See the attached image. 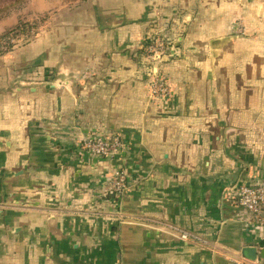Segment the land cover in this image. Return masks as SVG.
Wrapping results in <instances>:
<instances>
[{"label": "crops", "instance_id": "crops-1", "mask_svg": "<svg viewBox=\"0 0 264 264\" xmlns=\"http://www.w3.org/2000/svg\"><path fill=\"white\" fill-rule=\"evenodd\" d=\"M126 2L76 26L119 36L130 14L126 42H52L1 72L0 264H264V227L237 201L264 186V0ZM163 5L179 33L156 98L138 55ZM90 137L126 151L89 154Z\"/></svg>", "mask_w": 264, "mask_h": 264}, {"label": "rangeland", "instance_id": "rangeland-1", "mask_svg": "<svg viewBox=\"0 0 264 264\" xmlns=\"http://www.w3.org/2000/svg\"><path fill=\"white\" fill-rule=\"evenodd\" d=\"M126 4H128L126 0H0V83L3 80V73L1 72L23 71L22 69H26V63H30L34 55H45L46 48H50L52 42H126L123 34L125 29L123 30V28L127 27V24L124 25L126 18H128L129 22L131 21L132 15L130 14L126 16L124 21L121 20L115 24L122 27L123 38H119L122 34L117 36L114 32L109 31L100 33L95 31L94 28L81 32L76 30L78 23H84L89 27L94 26V18L91 14L96 11V8L101 10V12H110L117 9L116 6L118 5L121 7L120 11L125 12ZM82 7H86V15L78 20L74 11ZM161 7L157 12L159 16L149 22L146 27V36L145 38L143 36L140 42H151L152 40H149L150 35L160 34V36H166L170 42L177 43L178 37L176 33H179L178 31L172 29L171 35L166 34L159 17L160 14H162L161 16L168 14V8L165 5ZM106 21V19H103V22ZM152 24L155 26L152 27ZM104 25L107 26L106 23ZM178 30L182 31L181 27ZM232 32L233 36L237 38L238 30L234 29ZM56 48L60 49L61 47H54L53 49ZM139 50L140 54L138 56L147 61L145 70L151 73L153 71L151 62L157 60V58L163 64L168 62V57L164 56L166 54L165 46H159L158 48H144L141 46ZM148 55H150L151 62L146 59ZM159 55L160 57H158ZM149 66L151 67L150 69L148 68ZM32 67H28L27 70ZM162 69L164 70L163 65ZM159 70L158 74H152L151 76L150 91L153 92L156 87H166L169 98L171 95L169 83L164 86L162 81L157 82V78L162 79L163 71ZM31 71L43 73L44 77L45 65ZM37 76L35 74V78ZM38 77L41 78L42 76L39 75ZM156 98L165 97L159 96Z\"/></svg>", "mask_w": 264, "mask_h": 264}, {"label": "built area", "instance_id": "built-area-1", "mask_svg": "<svg viewBox=\"0 0 264 264\" xmlns=\"http://www.w3.org/2000/svg\"><path fill=\"white\" fill-rule=\"evenodd\" d=\"M152 27L155 25L152 24ZM165 39L161 38L160 34H152L149 36V40H152L151 43L147 46L145 45L144 48H158L159 46H165L166 54L164 56L168 57V51L172 46V42L166 37L163 36ZM164 41V42H161ZM150 42V41H147ZM160 50V49H158ZM161 51V50H160ZM150 55L146 57L150 62L152 61L149 58ZM160 57V55L158 56ZM153 65L152 73L148 71L150 74H158L160 72L163 63L157 60L151 62ZM151 68L150 66L148 67ZM163 85H166L165 79L157 78V82H161ZM154 92V93H153ZM153 94L156 96H165L168 94V91L165 88L156 87L153 90ZM83 151L103 157L108 158L111 160H115L119 156H121L126 151V144L122 142L121 139L116 138L114 140H107L104 138H96L90 137L86 141H83L82 144ZM112 187L116 196H122L125 194L126 190L129 188L128 186V178L124 171L116 173V175L112 178ZM238 204L243 207L249 214L250 220L252 223L263 226L264 227V186H247L243 185L239 188L238 195H237ZM175 230L181 234V236L185 239L191 237V235L182 232L181 230L175 228Z\"/></svg>", "mask_w": 264, "mask_h": 264}, {"label": "water", "instance_id": "water-1", "mask_svg": "<svg viewBox=\"0 0 264 264\" xmlns=\"http://www.w3.org/2000/svg\"><path fill=\"white\" fill-rule=\"evenodd\" d=\"M247 253L251 259L257 258V251L253 247L247 248ZM262 256L264 257V252L262 253Z\"/></svg>", "mask_w": 264, "mask_h": 264}, {"label": "trees", "instance_id": "trees-1", "mask_svg": "<svg viewBox=\"0 0 264 264\" xmlns=\"http://www.w3.org/2000/svg\"><path fill=\"white\" fill-rule=\"evenodd\" d=\"M166 34H168V33L166 32ZM161 38L165 39L163 36H161ZM150 43H151V42H147L146 45L148 46ZM167 53H168V54L171 53V52H170V49H169V51H168Z\"/></svg>", "mask_w": 264, "mask_h": 264}]
</instances>
